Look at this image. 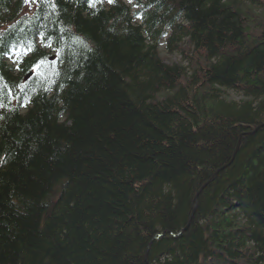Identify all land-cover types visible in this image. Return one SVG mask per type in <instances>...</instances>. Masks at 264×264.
Returning a JSON list of instances; mask_svg holds the SVG:
<instances>
[{
	"label": "trees",
	"instance_id": "16d2710c",
	"mask_svg": "<svg viewBox=\"0 0 264 264\" xmlns=\"http://www.w3.org/2000/svg\"><path fill=\"white\" fill-rule=\"evenodd\" d=\"M0 264H264V0H0Z\"/></svg>",
	"mask_w": 264,
	"mask_h": 264
},
{
	"label": "rangeland",
	"instance_id": "374dc122",
	"mask_svg": "<svg viewBox=\"0 0 264 264\" xmlns=\"http://www.w3.org/2000/svg\"><path fill=\"white\" fill-rule=\"evenodd\" d=\"M127 2V0H125ZM129 1V0H128ZM258 13V11H257ZM181 49H184V50H188L189 49V45L185 42V43H182L181 45ZM159 55L160 57L162 58V60L167 63V64H179V65H182L183 67H185L188 72H191L190 68H191V65H190V58L189 56H185V55H181L179 53H173V54H169L166 50V47H165V44L162 42V44L159 46ZM183 56L185 58H183ZM190 67V68H189ZM227 97L229 99H234V100H240L241 99V96L236 94L235 92H232V91H227ZM233 204H238L239 200L237 199H233ZM239 206H241V202L238 204Z\"/></svg>",
	"mask_w": 264,
	"mask_h": 264
},
{
	"label": "bare ground",
	"instance_id": "6f19581e",
	"mask_svg": "<svg viewBox=\"0 0 264 264\" xmlns=\"http://www.w3.org/2000/svg\"><path fill=\"white\" fill-rule=\"evenodd\" d=\"M29 1L30 2H36V1H39V0H29ZM153 1H159V0H153ZM138 2H135L137 7L134 5L132 9L128 10L129 21H133V20L137 21L138 20V15L141 16L139 11H143V7H142L143 4L141 2L139 4ZM52 55H53V58H52L53 60H55V58L58 57L57 53H53ZM62 58H65V56L63 55Z\"/></svg>",
	"mask_w": 264,
	"mask_h": 264
},
{
	"label": "water",
	"instance_id": "95a60500",
	"mask_svg": "<svg viewBox=\"0 0 264 264\" xmlns=\"http://www.w3.org/2000/svg\"><path fill=\"white\" fill-rule=\"evenodd\" d=\"M194 208H196V205H195V207Z\"/></svg>",
	"mask_w": 264,
	"mask_h": 264
}]
</instances>
